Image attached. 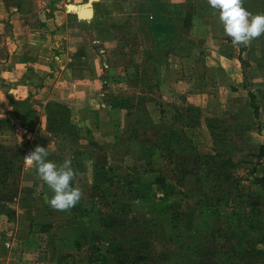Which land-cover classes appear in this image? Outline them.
Returning a JSON list of instances; mask_svg holds the SVG:
<instances>
[{
  "label": "rangeland",
  "instance_id": "1",
  "mask_svg": "<svg viewBox=\"0 0 264 264\" xmlns=\"http://www.w3.org/2000/svg\"><path fill=\"white\" fill-rule=\"evenodd\" d=\"M209 49L202 47L208 58ZM208 58L199 54L191 73L182 74L180 62L183 85L162 90L153 83L155 69L147 79L131 58L135 85L102 91L119 119L94 128L73 120L52 124L67 137V150L47 159L91 167L76 170L74 181L90 175L91 184L68 212L49 206L53 192L45 182L35 189L19 183L23 157L44 147L40 127L0 118V213L8 223L0 218V233L8 230L12 239L10 259L0 264H115L116 258L120 264H264V155L257 158L264 147V87H256L264 84L240 90L235 96L245 104L232 107ZM44 222L50 230L34 235Z\"/></svg>",
  "mask_w": 264,
  "mask_h": 264
},
{
  "label": "crops",
  "instance_id": "2",
  "mask_svg": "<svg viewBox=\"0 0 264 264\" xmlns=\"http://www.w3.org/2000/svg\"><path fill=\"white\" fill-rule=\"evenodd\" d=\"M63 1L0 0V118H22L25 127L34 122L49 153L67 150V137L57 136L54 122L73 120L94 128L118 118V110L102 91L130 86L136 70L129 66V59L142 63L147 79L149 69H155L153 83L158 89L173 88L174 83L183 85L182 76H177L180 62L182 74L191 73L199 54L208 58L202 47L209 44V68L232 107L245 104L235 96L240 90L250 92V83L264 84V35L239 50L225 34L219 12L207 0H95L88 20L67 13ZM243 6L254 14L264 12V0H244ZM68 22L66 29L62 25ZM62 28L69 32L67 41L60 36ZM240 60L245 63L244 71ZM58 90L61 95L54 94ZM83 165L79 168L77 160H72L75 170L91 168ZM22 170L19 183L23 180L30 189L42 187L44 181L34 167L23 163ZM78 184L85 191L91 184L90 175L89 181ZM29 216L35 219L37 215L33 210ZM7 231L0 233V259L8 262L12 239Z\"/></svg>",
  "mask_w": 264,
  "mask_h": 264
},
{
  "label": "clouds",
  "instance_id": "3",
  "mask_svg": "<svg viewBox=\"0 0 264 264\" xmlns=\"http://www.w3.org/2000/svg\"><path fill=\"white\" fill-rule=\"evenodd\" d=\"M208 5L219 12L225 34L234 45L248 46L252 40L264 35V12L252 13L243 5L244 0H207ZM48 147L36 145L24 157L25 163L35 167L37 175L52 190L49 206L57 211L68 212L80 201L83 190L77 183L72 185L76 170L71 158L62 163L48 160Z\"/></svg>",
  "mask_w": 264,
  "mask_h": 264
},
{
  "label": "trees",
  "instance_id": "4",
  "mask_svg": "<svg viewBox=\"0 0 264 264\" xmlns=\"http://www.w3.org/2000/svg\"><path fill=\"white\" fill-rule=\"evenodd\" d=\"M238 46H239V50H242V45H238ZM240 64H241L242 71H244V69H245V63L242 60H240ZM243 85H244V83H243ZM249 98H250V100H253L251 98V96H249ZM249 103H250V106H251V112L256 117L257 107H254L251 102H249ZM263 155H264V147L260 148V151L257 154V158H260ZM256 181L260 183L261 180H256ZM260 186H261L262 189H264V187L262 185V182L260 183ZM50 228H51V226L48 225V224H40L38 226L37 233H46V232H48L50 230ZM115 264H120L118 258H116Z\"/></svg>",
  "mask_w": 264,
  "mask_h": 264
},
{
  "label": "bare ground",
  "instance_id": "5",
  "mask_svg": "<svg viewBox=\"0 0 264 264\" xmlns=\"http://www.w3.org/2000/svg\"><path fill=\"white\" fill-rule=\"evenodd\" d=\"M91 1H95V0H90ZM74 5V4H73ZM89 6H81V5H74L73 7H69L67 9V12L69 13H77L79 15V17L83 18V19H88L90 16V12H89Z\"/></svg>",
  "mask_w": 264,
  "mask_h": 264
},
{
  "label": "water",
  "instance_id": "6",
  "mask_svg": "<svg viewBox=\"0 0 264 264\" xmlns=\"http://www.w3.org/2000/svg\"><path fill=\"white\" fill-rule=\"evenodd\" d=\"M92 2L93 1H91L90 2V0H86L85 1V3H83V4H81V6H86V5H88L89 6V12H90V16H89V18L88 19H90L91 18V4H92ZM73 7L74 5L73 4H66L65 6H64V10L67 12V9L69 8V7ZM69 13V12H68ZM72 14H74V16H75V18L77 19V20H88V19H83V18H81V17H79V15L77 14V13H72Z\"/></svg>",
  "mask_w": 264,
  "mask_h": 264
},
{
  "label": "built area",
  "instance_id": "7",
  "mask_svg": "<svg viewBox=\"0 0 264 264\" xmlns=\"http://www.w3.org/2000/svg\"><path fill=\"white\" fill-rule=\"evenodd\" d=\"M64 2H65L64 5H66V4H68V3H69V4H70V3H73V0H64Z\"/></svg>",
  "mask_w": 264,
  "mask_h": 264
}]
</instances>
